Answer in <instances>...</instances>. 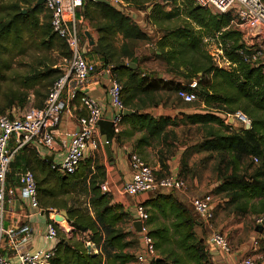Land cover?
<instances>
[{
	"label": "trees",
	"instance_id": "1",
	"mask_svg": "<svg viewBox=\"0 0 264 264\" xmlns=\"http://www.w3.org/2000/svg\"><path fill=\"white\" fill-rule=\"evenodd\" d=\"M36 1L14 0L0 14V85H4L3 90L0 86V116L25 104L41 108L49 89L63 75L62 62L70 60L66 42L52 32L50 16L43 5H35ZM125 1L137 10L151 2ZM160 6L154 3L147 13L150 25L161 32L152 54L165 64L167 74L186 80L185 84L141 72L140 61L129 43L150 39L136 22L110 5L87 1L76 13V18L85 20L97 36L93 46L87 45L86 56L112 66V73L121 84L122 105L125 110L134 111L123 115L121 124L128 120L135 131L146 132L138 140V146L151 145L177 123L169 117L141 112L143 108L153 107V94L168 89L176 96L180 89L190 91L188 85L196 81L192 91L205 110L183 115L182 123L206 128L204 139L196 147L198 151L219 154L220 163L231 158L229 174H219L214 193L226 196V203L242 214L255 212L252 202L258 200L261 206L258 213H261L264 211V66L243 61L242 55L249 53L250 48L243 43L241 32L232 27L234 16L230 12L214 14L195 6L193 0L176 10L165 11ZM176 18H179L177 23L172 24ZM84 30L79 32L83 43ZM118 37L123 41L120 48L115 45ZM206 37L220 46L234 66L224 69L215 65L204 48ZM17 55H27L30 62L25 64V72L12 74V61ZM131 63L137 66L135 70L129 68ZM72 110L78 117L84 115L78 110L76 100ZM237 112L250 120L249 129L231 131L232 125L224 124L222 115ZM120 136L121 133L115 136L117 145ZM91 158L84 160L74 173L62 174L51 169L52 163L41 158L35 149L23 147L15 154L11 167L12 171L29 170L33 174L43 210L67 213L70 230L65 233L58 229V242L49 264H134L135 255L129 250L135 245L132 235L136 241L138 235L125 227L130 215L122 205L112 201L108 192L101 191L106 170L99 157V161ZM245 158H255L259 166L249 172L247 169L252 166L248 165L241 175ZM159 161L165 169V160ZM141 204L149 213L146 225L157 252V258L150 264H213L206 240L195 232L198 218L191 206L171 193L156 194ZM87 243L91 245L90 251Z\"/></svg>",
	"mask_w": 264,
	"mask_h": 264
},
{
	"label": "built area",
	"instance_id": "2",
	"mask_svg": "<svg viewBox=\"0 0 264 264\" xmlns=\"http://www.w3.org/2000/svg\"><path fill=\"white\" fill-rule=\"evenodd\" d=\"M87 1L94 0H44L45 12L50 16L49 22L52 32L64 40L70 52L68 70L58 78L49 89L41 108L29 107L22 117H15L8 113L0 116V264H49L54 256L55 245L58 242V229L69 232L67 221L61 223L55 220L59 211L43 210L39 205L37 189L33 174L29 170L12 171L11 164L15 154L23 147L36 151H52L55 146V136L63 113H71L74 100L78 102V110L84 112L77 117V131L71 136L66 155L59 164H51V169L62 174H72L79 165L93 156L102 148L98 122L103 120L102 110L97 102L87 95L86 89L90 79L94 76L107 78V94L114 110L112 119L115 136L120 133L121 120L125 111L121 102V84L112 73L111 65H104L97 58L86 56L87 39H83L78 31L82 19L76 18V13ZM110 6L115 7L124 15L132 16L129 4L124 0H108ZM95 2V1H94ZM197 7L210 10L214 14L230 12L234 16L232 27L241 32L243 43L250 48V52L243 54L245 63L256 65L264 59V47L261 43L255 46L253 38H264V3L261 0H193ZM87 30H84V33ZM89 46V45H88ZM212 60L218 68L228 69L231 63L223 54L220 46H216ZM189 90L180 89L176 97L184 104H193L196 101V81L188 85ZM233 117L238 119L242 128H250V120L237 112L227 115L223 121L229 126ZM231 126V125H230ZM127 160L130 169V179L123 183L119 194L136 197L144 193H156L163 190H181L184 188L183 179L172 174L160 176L158 171L148 165L136 153L129 152ZM256 162V159H253ZM102 192H108L106 184L100 187ZM22 202L29 208L46 215V224L43 238L45 246L42 249L31 250L33 228L29 223L6 227V214L14 204ZM219 200L213 194H204L191 200L199 223L209 224L214 218V212ZM149 213L142 206L136 204L131 208L130 229L138 235L140 253L135 256L134 264H145L157 258L153 239L149 236L146 225ZM141 223L140 232H136L133 224ZM257 234L252 237L249 247L256 251L264 242V216L255 220ZM67 230V231H65ZM208 249L217 250L223 256H232L233 250L225 236L217 230H212L206 239ZM87 250L91 245L87 243ZM235 264H264L263 259L255 254L236 260Z\"/></svg>",
	"mask_w": 264,
	"mask_h": 264
},
{
	"label": "rangeland",
	"instance_id": "3",
	"mask_svg": "<svg viewBox=\"0 0 264 264\" xmlns=\"http://www.w3.org/2000/svg\"><path fill=\"white\" fill-rule=\"evenodd\" d=\"M11 2H14V0H0V14L3 12V9L6 8V6ZM188 2L190 3L192 2V0H151V2L142 5L140 7V10L135 9L134 5L129 6L130 10L132 12H135V14L137 15V25L141 28V30H143L147 34L150 39V41H135L129 43V46L132 52L134 53V56L137 57L140 61V68L142 73H146L152 76H158L163 79L171 78L176 81L179 80V82H182L183 84L186 83V80L182 78H177L176 75L167 74L165 64L162 63L160 59L156 58V55L152 54V51H155V42L158 40L159 36H161V32L158 29L154 28L152 25H150L147 19V13L150 12L154 3H159L161 5L160 7L162 8V10L164 8L165 11H168L171 8L172 10H176L177 8L180 9L183 7V4H187ZM178 19L179 18L174 19L173 21H171V23H177ZM84 22L86 21L82 19V22L78 26L79 32H82L88 27V24L86 25L87 22ZM90 33L92 34V30H90ZM122 42L123 41L121 37H118L115 40L116 47L120 48ZM203 44L204 48L210 54H214L216 45L213 40H209L208 37H206ZM252 48H258V45L255 44V46H252ZM12 62L13 70L11 73L14 74V71L18 73H23L27 69V66L25 64L30 62V58L27 55H17L14 56ZM62 63V70H68L69 62L63 61ZM257 65L264 66V59L260 60L255 66ZM0 86L1 90H3L4 85ZM153 96V105H151L153 106V108H157L161 105L163 108L178 106L180 110H184L186 112H202L205 110L203 109L204 107L200 100L190 105L183 104L180 100L176 98L175 94L168 89L158 90L153 94ZM29 107L30 106L26 104L22 107L16 106L17 112H10L8 114L13 115L15 117H22ZM180 115L183 116L184 114H178L179 117L175 116L173 118L177 120V123L176 125L170 126L166 129L164 137L159 140L152 141V146L159 148L157 151L158 161L160 159H164L167 162L172 157L174 159L175 157H178L177 160H179V163L177 161H174V164H172V166L177 168L172 169L175 174H177V170H179L181 176L180 178L183 179L185 189L187 188L188 191H192L193 194L191 193V195L194 196H201L204 194H208L209 192L214 193V188L218 186L219 182L218 176L229 174L227 168L229 167L228 164L230 163L231 158L227 157L225 161H222L220 163L221 156H219V154L198 151L196 147L204 139L206 134V128L184 124L182 123V117L180 118ZM226 116L227 115H222V118H225ZM229 124L232 125L231 131L239 130L240 128H242L240 121L235 117H233V120L230 121ZM102 155V148H99L96 152H94L93 158L91 159L98 160L97 158L99 157L100 161L103 163ZM248 165L249 167L252 166L251 168L247 169L249 170V172H251L253 169L259 166V161L254 162L249 158H245L244 164L241 165V175L245 173V169ZM158 175H168V166L165 169H161L158 172ZM171 192L172 191L170 190H163L156 193H144L134 198L121 195L120 198L124 201V206L127 209H131L134 205L141 204L145 200L149 199L150 197H153L156 194H169ZM215 195L220 203L217 206L214 218L210 223L212 226V230L220 231L225 235L228 234V236H230L234 241L233 243L231 242V247L233 251L241 245H244V247H246L247 249L252 250L249 247V242L251 238L256 236L257 234L255 220L258 217L264 216V211L258 213L261 207L259 201L255 200L252 202L255 208V212L249 211L245 214H242L237 212L234 209L233 205H229L226 203L228 201L226 196L217 194ZM80 200H84V198L81 197ZM239 225H241V227H238ZM225 228L227 231L225 230ZM207 233L209 235V229H207ZM253 233L255 235L252 236L251 234ZM131 241L135 242V245L129 251L134 254L140 248V243L136 241V237L134 235H132ZM255 254L259 255L264 261V242L260 244L258 250H256L254 253H251L249 256H253Z\"/></svg>",
	"mask_w": 264,
	"mask_h": 264
},
{
	"label": "crops",
	"instance_id": "4",
	"mask_svg": "<svg viewBox=\"0 0 264 264\" xmlns=\"http://www.w3.org/2000/svg\"><path fill=\"white\" fill-rule=\"evenodd\" d=\"M132 16L134 17V19L135 18L137 19V15L135 14V12L132 13ZM86 30L90 33L89 27H87ZM91 36L93 37L95 41L97 37L96 33L92 31ZM254 42L256 44L261 43L264 47V38L262 37L253 38V42L251 43H254ZM263 73H264V69H263ZM106 86H107V78L105 76L104 77L94 76L90 79L87 85L86 93L87 95L92 97L97 102L99 107L101 108L103 120L112 121L114 117V110L110 104V99L107 94ZM12 109L13 110L11 111V113H14L16 111V107ZM75 109L76 108H74L73 110ZM73 110L71 111V113L65 112L62 115L60 124L56 132V136H55L54 149L52 151H42V150L39 152L37 151V153L39 154L41 158H52V161L50 162L52 164H59L62 161V159L66 155V150L70 142L71 136L77 131V126H78L77 117L78 116L73 113ZM141 112L149 113L153 117L162 116V117H169L173 119L175 116H178V114L187 115V114H191V113H195L199 111L186 112L184 110H180L178 106H171V107L163 108L160 105L157 108H153V107L143 108ZM133 113L134 111H132V114ZM181 117L182 115H180V118ZM120 133H121L120 144L117 145L115 142V139L112 142V146H111V151H112L111 157L113 159L112 162L106 156L104 149L102 147L103 164L106 170L105 184L108 189V193L112 196V201L114 203L122 205L125 211L128 212L130 215L131 209H127L124 206L125 205L124 201L121 200L120 198L121 195L118 193L120 188L123 186V183L128 181L131 176L129 164L127 160V154L129 152L138 154L143 159V161H145L148 165L153 167L158 172L162 168L160 166V161H158V157H157V151L159 148L153 147L152 144L144 145V146L137 145L138 140L146 135L145 131L143 130L135 131V126L132 125L130 121L126 120L121 124ZM177 159L178 157H175V159L172 157L169 161L167 162L164 161V163L168 166L169 175L172 174L173 176L181 177L179 176V170H177V174H175L173 171V169H176L177 167L172 166V164H174V161L178 162L179 160ZM171 193L179 201L184 202L185 204L189 206H191L192 199L200 197V196L191 195L192 191H188L187 188L185 189V187L181 190H173ZM208 194H213L216 197V195L212 192H209ZM214 215H215V212H214ZM46 219H47L46 215L43 214L42 212H37L36 210L29 208L22 202H17L14 204L12 209H9L7 211L5 226L8 227L11 225H20L24 223H29L31 225V228H33V233L31 236V243L30 245H28L29 247L28 249L37 250V249H42L45 246V240L43 238V234H44ZM210 223L209 224L199 223L197 225V227L195 228V232L200 238H203L206 240L209 237L212 231V226ZM125 227L128 230H130L129 229L130 222L126 224ZM238 227H241V225H239ZM207 229L210 230L209 235L207 233ZM226 235L228 236V234ZM251 235L253 236L255 234L253 233ZM227 239L231 246V242L233 243L234 241L232 240L230 236H228ZM208 250L210 253V256H209L210 261L213 264H235L236 260H238L239 258L248 257L251 253L255 252L254 250L247 249L246 247H244V245H241L236 250H234L232 256H223L217 250H211V249H208ZM138 253H140V249H138L134 253V255L136 256ZM150 263L151 262L148 260L145 262V264H150Z\"/></svg>",
	"mask_w": 264,
	"mask_h": 264
},
{
	"label": "water",
	"instance_id": "5",
	"mask_svg": "<svg viewBox=\"0 0 264 264\" xmlns=\"http://www.w3.org/2000/svg\"><path fill=\"white\" fill-rule=\"evenodd\" d=\"M95 2H98V3H102V4H105V5H110L109 1L108 0H94ZM44 3V0H37L36 1V6H40V5H43ZM25 10L22 11V14H25ZM84 35L86 36V39L88 41V45L89 46H93L95 44V41L93 39V37L91 36V34L86 31L84 33ZM130 69L132 70H135L137 68V66L133 63L129 64L128 65ZM124 115H129V114H132V111L130 110H125L123 112ZM98 127H99V132H100V135H101V143H102V146H103V149H104V152L106 154V156L110 159V161L112 162V157H111V154H112V151H111V146H112V142L113 140L115 139V134H114V130H113V123L111 121H106V120H100L98 122ZM46 160H48V162H51L52 161V158H45ZM55 220L59 223L63 222V221H67V213L66 211L62 210V211H59L58 215L55 216ZM199 222H196V225H198ZM136 232H140L141 230V223L139 221H136L134 224H133Z\"/></svg>",
	"mask_w": 264,
	"mask_h": 264
}]
</instances>
